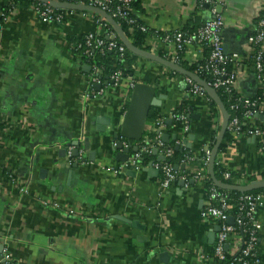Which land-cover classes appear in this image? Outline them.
I'll use <instances>...</instances> for the list:
<instances>
[{"label":"crops","instance_id":"obj_1","mask_svg":"<svg viewBox=\"0 0 264 264\" xmlns=\"http://www.w3.org/2000/svg\"><path fill=\"white\" fill-rule=\"evenodd\" d=\"M6 4L9 0H0V258L6 250L10 264H213L209 253L217 231L213 243L208 234L218 224L199 217L206 203L203 182L177 178L161 189L160 172L146 170L158 169V152L138 170L115 159L114 133L129 102L131 75H122L101 96L85 99L92 67L79 57L74 42L100 30L93 12L69 9L59 13L60 21L45 22L32 4H14L5 12ZM140 5L133 14L150 31L145 44L155 54L163 52L162 33L194 29L210 16L199 0H141ZM217 8L226 22V52H237L241 59L236 90L253 96L259 86L247 37L264 0H218ZM202 55L192 45L184 60L191 63ZM134 68L135 83H149L162 96L154 107L166 125L160 141L175 142L194 158L174 168L207 172L200 153L219 133L220 111H211L202 95L190 92L184 75L146 58ZM180 106L189 118L186 133L170 118ZM259 114L263 120L255 116L254 121L264 124V109ZM155 121L147 118L144 133L155 132ZM258 141L241 134L218 151L217 160L237 174V182L259 180L264 172ZM258 216L257 252L264 264V206ZM227 245L228 252L237 251L241 239L232 235ZM162 251L169 254L166 262L159 258Z\"/></svg>","mask_w":264,"mask_h":264},{"label":"built area","instance_id":"obj_2","mask_svg":"<svg viewBox=\"0 0 264 264\" xmlns=\"http://www.w3.org/2000/svg\"><path fill=\"white\" fill-rule=\"evenodd\" d=\"M60 2L83 3L90 6L98 7L111 15L114 19L124 21L129 29L137 27L141 31H147L146 25L137 22L133 14L131 3L133 0H56ZM218 0H199V6H207L210 16L201 24L192 30L176 29L169 32H164L160 35L161 47L164 57L180 63L184 60L186 50L197 45L201 51L204 48L208 50L206 57L201 56L203 63L195 74H203L208 84L217 89H222L227 95V101L231 115L227 124V130L231 134V141L237 139L241 134L252 135L259 138L260 151L264 153V129H262L255 121L256 114H259L264 109V100L260 101L254 95H244L236 90L237 81L239 78L240 55L237 52H225L223 48L222 33L225 27V19L217 8ZM34 11L47 22L51 20L60 21L62 15L54 11L55 7L38 2L32 5ZM4 15V12H0ZM106 21L102 17L97 19V26L100 30H90L85 32L78 40L74 42V49L79 57L85 60L93 58V53L100 54L118 52L120 56L125 52V45L116 37V34L109 30L106 26ZM249 44L248 58L252 64L254 77L258 83L259 89L264 90V13L256 17L255 29L247 37ZM151 51V50H149ZM152 52V51H151ZM199 58V59H201ZM198 60V59H196ZM195 60V61H196ZM193 61V62H195ZM88 62V61H87ZM191 62V63H193ZM92 72L88 83L89 88L85 92V99H93L101 96L106 92L107 88L115 85L122 77L120 69L113 71L106 79L101 78V68L96 65H91ZM131 77V79L129 78ZM129 87L132 88L135 84L133 76H129ZM186 83L189 85L190 92L193 94L202 95L206 101H210L211 97L205 89L191 78L184 76ZM202 78V77H201ZM95 84H100L99 89H94ZM170 118L179 123L183 132L189 130V118L185 113L176 114L173 111ZM166 128L163 117H159L155 121L154 131L156 135L153 138L146 136L138 143V149L132 152L128 160L124 164L130 165L136 170L142 167L141 159L156 150L159 153V158L154 162V166L159 169L161 189H167L177 179L181 178L187 181L189 176L204 182L209 178L204 169L198 168L193 171H183L178 173L174 165L168 160L172 155V148L164 145L160 141L162 131ZM72 147L67 149V157L71 158ZM204 152L202 160L205 164L208 162L211 148L208 147ZM192 156H186L183 162L192 161ZM215 163L224 169V176L230 177V171L221 165V162L215 160ZM122 166L114 168L113 172H117ZM257 176L256 179H259ZM210 179V178H209ZM24 192H28L27 188L23 187ZM206 203L202 206L199 212L201 220L213 221L219 225L212 250L209 256L213 264H219L218 261L224 260L226 253L232 256V260L227 264H259L260 259L256 255L258 244L259 230V211L264 206V192H244L240 193L234 203H231L227 192L224 189L218 188L212 182L209 188L205 189ZM234 210V211H233ZM232 217V222L229 218ZM243 232L247 234V239L244 242ZM236 235L241 239V247L237 251L228 252L225 249L229 238ZM12 258L8 251H4L0 258V264H10Z\"/></svg>","mask_w":264,"mask_h":264},{"label":"water","instance_id":"obj_3","mask_svg":"<svg viewBox=\"0 0 264 264\" xmlns=\"http://www.w3.org/2000/svg\"><path fill=\"white\" fill-rule=\"evenodd\" d=\"M42 3L50 5L55 8H67V9H79V10H87L93 13L98 14L100 17L105 19L114 30L117 32L118 36L122 40V42L127 46L128 49L136 53L137 55L144 57L148 60H152L159 64L166 66L167 68L187 76L191 78L193 81L197 82L201 85L207 94L211 97V99L216 103L220 113H221V126L219 133L216 136L214 145L211 148L210 156L207 162V174L210 180L217 186L218 188L229 190V191H238V192H247L250 190L263 188L264 187V179L252 180L246 184L239 183H226L215 177L214 174V163L217 158L218 149L220 143L223 139L224 133L227 130V124L229 120V113L223 104L220 96L217 91L211 87L208 82L201 78L199 75L194 72L186 69L181 64L175 63L163 56L155 54L151 51H146L139 49L133 45V43L125 36L123 33L120 24L108 13L101 10L98 7L90 6L83 3H73V2H60L56 0H39ZM224 51H227L226 45H223ZM89 68V65H85ZM99 87V85H98ZM161 95L156 94L155 87L146 82H136L134 86L131 88L129 102L127 104L126 111L124 113L123 119L119 125L118 132L114 133V138L117 140L115 149V159L120 162H126L130 156V152H135L138 149V142L142 139L146 121L149 115V111L152 107L160 106L161 104ZM259 119L263 120V116L260 114H256ZM171 122L170 119L167 120ZM167 138L168 136L165 135ZM123 140H126L128 143L127 147H123ZM175 148H179L175 146ZM153 152H156L154 150ZM76 150H74V155H76ZM185 164H182L181 168L184 167ZM147 171L151 173H158V169L148 167ZM181 183H184V180H180ZM233 218L230 217L229 221L232 222ZM134 225L137 224L133 222ZM219 225H217L209 234L208 239L210 243H213L215 237V231L219 230ZM228 245H225V249H227ZM159 258L161 261L166 262L169 258V254L167 251H162L159 253Z\"/></svg>","mask_w":264,"mask_h":264},{"label":"trees","instance_id":"obj_4","mask_svg":"<svg viewBox=\"0 0 264 264\" xmlns=\"http://www.w3.org/2000/svg\"><path fill=\"white\" fill-rule=\"evenodd\" d=\"M36 2H38V0H9V4L5 5V8L3 9V11L4 10H5V12L8 11V9H11L14 4L15 5H21V6H28L30 4L33 5ZM140 3H141V0H133L132 3H131V6H132L133 10H139L141 8ZM66 10H69V9H66V8H54V11L56 13H61V12L66 11ZM81 11L87 12L86 10H81ZM263 13H264V10L261 12V14H263ZM92 15L96 19L100 18V16L98 14H96V13H92ZM115 20L120 24L123 33L133 43V45L135 47H137L139 49H142V50L149 51V46L147 44H145L146 37L150 34L149 30L141 31L137 27H133L130 30L128 25L124 21L119 20V19H115ZM102 21L106 23V26L108 27V29L113 31L116 34V37L122 42V40L118 36L117 32L114 30L112 25H110L107 21H104V20H102ZM137 22L141 23L139 20H137ZM188 30H192V29H188ZM125 47H126V49H125V52L123 53L122 56H120L118 52H111V53H105V54H100L98 52H95V53H93V58H91L90 60H86V61H88L92 66L93 65L99 66L101 68L100 76H101V78H104V79H106V76H110V74L113 71H115L116 69H120L121 72H122V75H124V76L133 75L134 72H135L134 66H135L137 60L138 59H143L144 57H141V56L137 55L136 53H134L133 51L128 49L126 45H125ZM157 54H159L160 56L164 57V54H163L162 51H158ZM207 54H208V50L206 48H204L203 49V57H206ZM111 60L114 62V64L113 63L111 64ZM203 60L204 59L201 58V59L196 60L193 63H188L185 60H182V61H180L179 64H181L183 67H185L186 69H188V70H190L192 72H197V70L199 69V67L203 63ZM159 65H161L163 67H166V66H164L162 64H159ZM170 71H172V70H170ZM172 72L174 74H176V72H174V71H172ZM199 76L202 77V78H207L203 74H199ZM217 93L220 96L223 104L225 105L228 113L231 115L232 112H231V110L229 109V106H228L227 95L224 93V91L222 89H217ZM254 96L260 98L259 99L260 101L264 100V90L262 91L261 89H259L254 94ZM209 105H210L211 111L219 112V109H218L216 103L212 99H210ZM173 112L176 113V114L185 113L186 115H188L187 111L185 110V107H183V106H180V107H177V108L173 109ZM159 117H162V115L157 113L154 110V107H152L150 109V111H149L148 119L149 120H155V119H157ZM257 122H258V125L262 129H264V124L262 122L258 121V120H257ZM155 135H156L155 132H145V133H143V138H144V136H148L150 138H153ZM231 137L232 136H231L230 132L228 130H226V132L224 133L223 139H222V141L220 143L219 149H218L219 152L223 151L225 149L227 144L230 142ZM142 139L140 141H142ZM214 142H215V135L213 134L212 138H211V141H210V146H209L210 148H212V146L214 145ZM168 146H170L172 148V155H171L170 158H168V160L173 165H175V164H177V163H179V162H181V161H183L185 159L186 156L183 154V152H181V151H179L178 149L175 148V142H172ZM202 157H204V152L203 151L200 153V158H202ZM151 158H153V152L145 155L141 159L142 165L145 166L149 162V160ZM214 174H215V177L217 179H219V180H221L223 182L232 183V184L233 183L234 184L235 183L236 184L237 183L244 184V183H241V182H237L236 179H237L238 176L235 173L231 172L230 177H228V178L225 177L224 176V169L220 165H218L216 163H214ZM189 178H190V176H189ZM252 179L253 178H249L248 181H250ZM259 179H264V172L260 174ZM203 185H204V189H207V188H209V186L212 185V181L208 178V179H206L203 182ZM224 191L227 192L231 203L235 202L236 197L240 193H244V192L229 191V190H224ZM261 191L264 192V187L263 188L254 189V190H250V191H247V192L256 193V192H261ZM242 233H243V239H244V242H245L246 239H247V234H245V232H243V231H242ZM258 245H259V236H258V244H257V246ZM256 255L258 256V252L257 251H256ZM231 260H232V256L229 255L228 253H226L225 259L221 260V261H218V263L219 264H227Z\"/></svg>","mask_w":264,"mask_h":264}]
</instances>
